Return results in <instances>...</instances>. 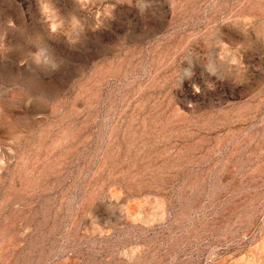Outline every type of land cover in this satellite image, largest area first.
<instances>
[{"label": "rangeland", "instance_id": "1", "mask_svg": "<svg viewBox=\"0 0 264 264\" xmlns=\"http://www.w3.org/2000/svg\"><path fill=\"white\" fill-rule=\"evenodd\" d=\"M0 264H264V0H0Z\"/></svg>", "mask_w": 264, "mask_h": 264}, {"label": "clouds", "instance_id": "2", "mask_svg": "<svg viewBox=\"0 0 264 264\" xmlns=\"http://www.w3.org/2000/svg\"><path fill=\"white\" fill-rule=\"evenodd\" d=\"M138 7H139V10H140L141 12H144V11L146 10V8H147V5L141 3V4L138 5ZM37 60H39V59L37 58ZM210 87H211V85H210Z\"/></svg>", "mask_w": 264, "mask_h": 264}]
</instances>
